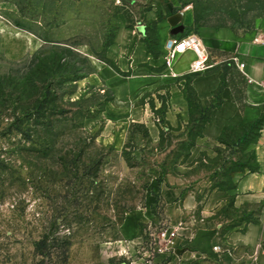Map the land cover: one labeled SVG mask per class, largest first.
<instances>
[{"label": "rangeland", "instance_id": "obj_1", "mask_svg": "<svg viewBox=\"0 0 264 264\" xmlns=\"http://www.w3.org/2000/svg\"><path fill=\"white\" fill-rule=\"evenodd\" d=\"M189 7L200 23L236 32L264 20V0H0V264H119L134 248L123 222L147 208L155 178L183 179L200 203L257 168L251 127L229 129L215 158L192 162L199 108L182 136L133 125L106 142L95 130L111 100L95 67L115 70L105 50L119 28H139L152 47L157 22ZM226 65L222 85L240 87ZM245 213L229 201L220 215L235 223Z\"/></svg>", "mask_w": 264, "mask_h": 264}, {"label": "crops", "instance_id": "obj_2", "mask_svg": "<svg viewBox=\"0 0 264 264\" xmlns=\"http://www.w3.org/2000/svg\"><path fill=\"white\" fill-rule=\"evenodd\" d=\"M179 14L182 17L174 27L171 22L176 21L178 14L157 22V41L152 47L139 28H119L105 50V57L115 70L103 63L95 67L100 91L111 92V100L96 115L95 130L106 142H116L114 132L125 135L133 125L145 126L152 136L163 130L184 135L196 116L187 89L193 91L199 107L206 108L222 84L219 65L227 63L239 73L242 84L236 89L230 84L222 87V103L210 112L194 139L190 158L192 162L201 154L215 158V148L226 128L262 119L259 136L248 148L254 153L257 170L233 173L232 189L209 192L200 203L195 192L186 190L183 179L172 175L155 178L147 208L128 215L121 227L122 236L135 244L149 229L165 224L175 228L187 245L177 251L176 264H264V20L245 33L213 27L184 32L193 26L194 14L190 7ZM177 27L183 29L176 31ZM192 34L208 55L199 73L191 72L195 61L192 52L172 55L166 49L169 39ZM238 93L243 95L242 101L236 98ZM229 201L235 210L246 211V217L235 223L222 218L220 212ZM155 205L160 207V220L152 212ZM214 246H220L221 252H214ZM121 251L125 249L122 247Z\"/></svg>", "mask_w": 264, "mask_h": 264}, {"label": "built area", "instance_id": "obj_3", "mask_svg": "<svg viewBox=\"0 0 264 264\" xmlns=\"http://www.w3.org/2000/svg\"><path fill=\"white\" fill-rule=\"evenodd\" d=\"M166 49L172 55L192 52L195 55V61L191 66L192 73L201 72L208 60L206 50L194 34L182 39H169L166 43ZM262 221L264 222V210ZM130 244L133 245L132 242ZM185 247L187 245H184L179 239L177 230L164 224L158 228L149 229L142 240L134 244L133 253L128 248L126 253L121 256L125 259L121 264H127L126 261L130 263L137 261L140 264H176L177 251ZM213 251L219 253L221 247L214 246Z\"/></svg>", "mask_w": 264, "mask_h": 264}, {"label": "trees", "instance_id": "obj_4", "mask_svg": "<svg viewBox=\"0 0 264 264\" xmlns=\"http://www.w3.org/2000/svg\"><path fill=\"white\" fill-rule=\"evenodd\" d=\"M169 13H170V11H169ZM171 14H173V11L171 12ZM173 15H174V14H173ZM202 27H211V26H209L206 22L200 23L199 18H198L196 15H194V23H193V26H192L191 28H188V29L185 28V29H183L182 27H177L175 30L177 31V30H181V29H183L184 32H187V31H190V30H193L194 32H196L199 28H202ZM108 45H109V44H108ZM222 87H223V85L221 84V87H220V89L218 90V92H217V94H216L215 99L213 100V102H211V103H210L206 108H204V109H202V108L199 107V105H198L196 99H195L191 94H187V97H188V100H189V103H190L191 107H192V108H199V109H200V115H201V117L199 118L198 122L201 123V128H202L203 124L208 120L210 112H211L213 109L218 108V107L221 105L222 100H221V98H220V90L222 89ZM191 92H192V94H193V91H192V90H191ZM193 120H194V119H193ZM262 121H263L262 119H259V120H257V121L254 122V123L243 124V125H240V126L237 127V128H244V127H249V128H250V127H251V128H252V131L255 132V137L257 138V137L259 136V131H260L261 128H262ZM237 128H226V129L223 131V133H222V135H221L219 141H220L221 143H223V142H222V137L225 135V133H226L229 129H237ZM255 130H256V131H255ZM251 134H252V133H251ZM249 135H250V132L247 131L246 133H244V136H243V137L248 138L247 136H249ZM256 169H257V168H256ZM256 169H255V170H252L251 172H255Z\"/></svg>", "mask_w": 264, "mask_h": 264}, {"label": "water", "instance_id": "obj_5", "mask_svg": "<svg viewBox=\"0 0 264 264\" xmlns=\"http://www.w3.org/2000/svg\"><path fill=\"white\" fill-rule=\"evenodd\" d=\"M181 14H178L176 17H174V19L176 20L175 22H171V26H176V24H177V19H181Z\"/></svg>", "mask_w": 264, "mask_h": 264}]
</instances>
